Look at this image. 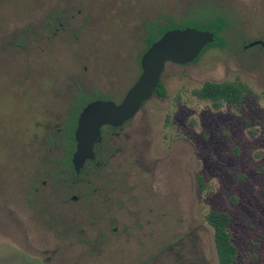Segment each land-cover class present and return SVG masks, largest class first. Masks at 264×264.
<instances>
[{
    "label": "rangeland",
    "instance_id": "rangeland-1",
    "mask_svg": "<svg viewBox=\"0 0 264 264\" xmlns=\"http://www.w3.org/2000/svg\"><path fill=\"white\" fill-rule=\"evenodd\" d=\"M209 3L227 46L168 64L166 96L106 137L103 165L61 172L70 117L120 103L140 77L147 25L209 16ZM257 40L264 0H0V264H218L211 211L232 218L235 264H264V51L245 49ZM227 81L248 87L236 106L195 96Z\"/></svg>",
    "mask_w": 264,
    "mask_h": 264
},
{
    "label": "water",
    "instance_id": "water-1",
    "mask_svg": "<svg viewBox=\"0 0 264 264\" xmlns=\"http://www.w3.org/2000/svg\"><path fill=\"white\" fill-rule=\"evenodd\" d=\"M215 42L214 32L193 27L169 30L153 42L141 58L140 77L120 103L99 99L82 110L74 135L76 150L72 163L76 173L84 169L87 161L95 159V145L102 140L104 126H123L153 98L168 64H191ZM259 44L264 45V42L255 41L246 48Z\"/></svg>",
    "mask_w": 264,
    "mask_h": 264
},
{
    "label": "trees",
    "instance_id": "trees-1",
    "mask_svg": "<svg viewBox=\"0 0 264 264\" xmlns=\"http://www.w3.org/2000/svg\"><path fill=\"white\" fill-rule=\"evenodd\" d=\"M209 6V16H206L205 12L198 11V15L189 19L188 22L176 24L170 19V25L164 28L160 27L159 24L149 23L147 25L149 37L146 40L148 46L150 47L153 42L158 40L169 30L193 27L199 30L212 31L216 36V42L207 46L201 53L200 57L210 48L226 47L227 40L221 35V33L229 27V21L220 10V7H215L212 3H209ZM247 90L248 87L242 82H207L201 89L196 90L194 93L198 99L210 102L215 109H219L224 104L232 106L240 104L243 101ZM156 92L160 96H166V90L162 84L158 86ZM90 101L91 99L88 100L83 107H85ZM81 111L82 109L75 112V114L70 117V122L66 125L62 134V141L65 145V154L63 158H60V170L67 175L74 174L75 172L72 164V155L75 150L74 132L77 126V118ZM200 182L203 185V181L200 180ZM206 221L214 231V244L218 264H235L238 250L233 243V236L230 229L232 223L231 216L226 212L211 211L206 216Z\"/></svg>",
    "mask_w": 264,
    "mask_h": 264
},
{
    "label": "flooded vegetation",
    "instance_id": "flooded-vegetation-1",
    "mask_svg": "<svg viewBox=\"0 0 264 264\" xmlns=\"http://www.w3.org/2000/svg\"><path fill=\"white\" fill-rule=\"evenodd\" d=\"M257 41H263L264 42V40H257ZM256 46H260L262 49H263V51H264V45H261V44H259V45H256ZM255 47V46H254ZM149 48V47H148ZM147 48V49H148ZM146 49V50H147ZM245 49H246V46H245ZM146 52V51H145ZM143 56V55H142ZM142 58V57H141ZM140 66H141V60H140ZM142 69V68H141ZM160 84H162V80H161V83ZM133 87V86H132ZM131 87V88H132ZM130 88V89H131ZM129 89V90H130ZM128 90V91H129ZM128 93V92H127ZM126 93V94H127ZM126 94H125V96H126ZM156 95H158L157 94V92L155 93V95L154 96H156ZM125 96L123 97V99L125 98ZM153 96V97H154ZM122 99V100H123ZM96 100H99V99H93V100H91L89 103H91V102H93V101H96ZM101 100H103V99H101ZM88 103V104H89ZM87 104V105H88ZM146 104V103H145ZM144 104V105H145ZM86 105V106H87ZM143 105V106H144ZM85 106V107H86ZM84 107V108H85ZM83 108V109H84ZM143 108V107H142ZM141 108V109H142ZM82 109V110H83ZM141 111V110H140ZM82 112V111H81ZM81 112L79 113V116H80V114H81ZM79 116H78V118H77V123H78V119H79ZM137 116V115H136ZM135 116V117H136ZM134 119V118H133ZM132 119V120H133ZM131 121V120H130ZM130 121H128L127 123H125L123 126H121V127H113V126H104L103 128H102V140H101V142H99V143H97L96 145H95V149H94V151H95V159L94 160H89V161H87L86 163H85V167H84V169L79 173V174H77L76 173V171H75V169H74V174H71V175H67V176H69L70 178H76L77 180H80V178H81V175H82V173L84 172V170L86 169V167H88L89 165H92V166H94V167H100V166H102L103 164H102V161H101V159H102V157H104L105 156V154H106V152H107V149L104 147V145H105V141H106V137L107 136H110V137H112V136H115V135H118V133H117V131H119V130H122V128H124V126L126 125V124H128ZM76 128H77V126H76ZM75 131H76V129H75ZM74 135H75V132H74ZM74 139H75V136H74ZM75 150H76V142H75ZM75 150H74V152H73V155H74V153H75ZM73 155H72V158H73ZM73 164V163H72ZM73 168H74V166H73ZM70 198H71V200L72 201H78V199H79V197L78 196H76V195H72V192H70ZM113 232H117L118 231V229L117 228H114L113 230H112ZM98 254V253H97Z\"/></svg>",
    "mask_w": 264,
    "mask_h": 264
}]
</instances>
